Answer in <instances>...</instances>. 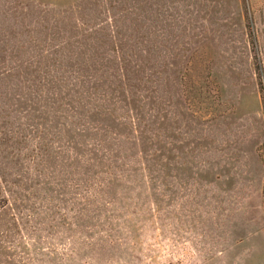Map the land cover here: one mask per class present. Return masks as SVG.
<instances>
[{
	"label": "rangeland",
	"instance_id": "1",
	"mask_svg": "<svg viewBox=\"0 0 264 264\" xmlns=\"http://www.w3.org/2000/svg\"><path fill=\"white\" fill-rule=\"evenodd\" d=\"M0 264H264V0H0Z\"/></svg>",
	"mask_w": 264,
	"mask_h": 264
}]
</instances>
